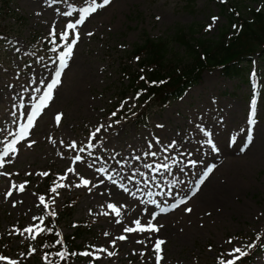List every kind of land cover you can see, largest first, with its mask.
<instances>
[{"label": "rangeland", "instance_id": "374dc122", "mask_svg": "<svg viewBox=\"0 0 264 264\" xmlns=\"http://www.w3.org/2000/svg\"><path fill=\"white\" fill-rule=\"evenodd\" d=\"M6 1L10 13L0 22L9 35L0 41V153L16 139L19 127L27 122L25 112H31L32 106L44 95L47 83L54 78L63 45L71 42L76 33L79 40L73 46L67 67L61 70V83L53 89L51 100L34 119L29 135L15 145V153L4 157L0 172L9 175H0V255L17 264H25L23 244L40 228L46 209V202L41 203L35 188L48 180L52 182L53 175L64 185L52 196L55 209L58 211L65 199L78 195L73 220L80 221L88 216L96 220L92 232L83 238L92 255L84 256L76 264H156L153 250L156 239L166 242L161 246L163 259L160 264L226 262L238 255L232 253L236 247L251 251L252 247H247L248 237L264 231L263 58L257 59L263 80L255 82L254 79L251 84L254 89L261 90L263 115L253 146L242 156L224 148L220 156H225L227 161L215 167L198 189L195 183L214 162L195 173L188 170L194 174L185 176L180 170L187 165L181 160L191 153L187 162H200L198 144H192L190 152L180 148L179 153L174 148L162 146L176 143L179 130L175 127L185 124V119L177 117V113L187 111V104L192 101L195 106L202 105V109L209 104L229 102L239 115L252 101L243 102L240 96L234 100L223 98L220 93L239 88L240 92L234 95L243 93L246 97L248 88L224 82L218 73H204L200 85L188 90L180 99L183 102H175L170 108H153L146 114L147 119L139 123L124 115L128 109L133 111L136 107L131 93L124 94L126 83L121 80L119 65L138 64L139 59L131 54L133 46L145 38L158 39L170 42L171 52L182 56L184 50L174 41L175 28L194 40L214 37L215 40L218 29L227 23L217 5L221 0H112L109 6L90 13L75 30L67 29L68 41L60 40L59 34L66 30L68 23L79 19L80 10L89 7L91 0ZM226 1L237 3L239 8L243 5L253 10L260 8L264 13V0ZM96 2L99 4L103 0ZM66 12L72 15H64ZM212 17H218L214 24ZM210 24L213 27L207 30ZM202 25L207 33L200 32ZM189 28L194 36L188 33ZM53 29L56 35L50 36ZM141 109L142 106H138L137 110L143 113ZM114 112L116 116H112ZM58 114L61 116L59 122L56 120ZM236 120L240 124V118ZM146 121L147 124L142 125ZM227 125V131L237 127L232 119ZM100 126H103L101 132L92 137ZM194 132L192 128L185 136ZM241 134L237 132L236 135ZM73 142L75 148L71 147ZM89 143L93 147H87ZM151 152L156 155H146ZM76 155L81 156L80 161L75 160ZM159 156L165 157L164 163L169 162L166 159L177 158L178 167L169 171L174 166L171 163L169 169L157 168L161 172L169 171L165 184L157 189L152 179L155 178L154 168L163 161ZM220 179L223 182H219ZM82 180L90 183L83 186ZM13 184L16 188H12ZM20 184H24V191H19ZM8 190L13 194L5 199ZM178 192L187 203L173 209V213L161 212V208H167L163 207L164 202ZM109 204L119 208V216L108 208ZM185 208L192 211L186 212ZM135 220H140L144 226L151 220L153 225L162 227L155 233L125 232V227L135 228ZM15 224L20 227L18 231L12 226ZM28 227L33 229L32 233L23 231ZM62 233H71L70 227L63 226ZM121 235L126 239L118 240ZM229 240L232 242L228 243ZM261 246L264 249V235L260 249ZM108 252L115 255L109 256ZM0 264H7V261H0ZM253 264H264V250L254 257Z\"/></svg>", "mask_w": 264, "mask_h": 264}, {"label": "trees", "instance_id": "16d2710c", "mask_svg": "<svg viewBox=\"0 0 264 264\" xmlns=\"http://www.w3.org/2000/svg\"><path fill=\"white\" fill-rule=\"evenodd\" d=\"M228 4L229 10L224 5L219 6L221 14L226 16L227 23L219 29L215 40V37L194 40L175 28L173 37L175 43L184 50L182 56L172 53L170 42L167 41L145 38L143 43L133 46L131 54L139 58L136 64L138 71L125 64L120 70L128 80L129 88L133 91L140 90L143 104L144 101L159 106L167 104L171 97L176 94L181 96L186 88L198 85L200 74L204 70L219 68L221 75L230 81L248 82L250 67L248 58L258 54L264 60V13L245 5L239 8L237 3L231 5L229 2ZM232 24L237 27L231 31L229 28ZM188 33L195 34L190 31V28ZM228 35L230 37L227 40ZM141 53H143L142 58H140ZM69 203L70 201L63 206L58 220L53 221L55 227L72 215L74 206ZM84 231L83 226H77L73 234L69 236L72 238L70 242L59 240V246L62 244L66 249L63 252L60 247L57 248L53 238V227L48 224L42 234L46 242V248H44L46 253L50 255V251H53L59 258L63 256L62 261L70 260L72 253L78 249L73 242Z\"/></svg>", "mask_w": 264, "mask_h": 264}, {"label": "snow or ice", "instance_id": "6c2138e0", "mask_svg": "<svg viewBox=\"0 0 264 264\" xmlns=\"http://www.w3.org/2000/svg\"><path fill=\"white\" fill-rule=\"evenodd\" d=\"M112 0H103L102 3H97L96 0H91V3L89 5V7L87 8H82L80 10V14H79V19H77L75 21V23H68L66 25V30L62 31L60 34H59V39L62 40V41H68L69 39V32L67 31V29H72V30H75L77 28L78 25H81L84 23L85 21V18L90 14V13H94L97 11L98 8H104L106 6H109L111 4ZM221 2H225V0H221ZM257 11H260V8H257ZM64 15L66 16H71L72 13L70 12H66L64 13ZM218 20V17H212V21H213V24ZM213 27L212 24H210L208 26V29L207 30H211ZM237 26L236 25H233V28H236ZM56 35V32L55 30H51L50 31V36H55ZM88 35H91V33H88ZM79 40V34L76 33L75 35V38H73L71 40V42H68V43H65L63 45V51L60 53L58 59L60 61V65H59V68L55 71V76L54 78H51V82L50 83H47V89L46 91L44 92V95L42 97H39L38 99V103H36L35 105L32 106V110L31 112H25V115L27 117V122L23 125H21L19 127V130H18V133L16 135V139L14 141H12L10 144L7 145V147L3 150L2 153H0V168H3L4 167V157H7L9 155V153H15L16 152V147L15 145L17 143H19L21 140L25 139L28 135H29V129H31L33 127V122H34V119L40 114V110L42 108H44L47 104V102L49 100H51L52 98V93H53V89L61 83L60 81V75H61V70H63L65 67H67V61L68 59L72 56V53H73V46L77 44ZM53 43H55V41H53ZM55 49H53L54 51ZM17 51H19V49H17ZM137 60L139 59L138 57L136 58ZM141 79H144V77H141ZM41 83H43V81H41ZM37 91L39 92L40 89H37ZM139 95V93L137 94ZM254 106H255V100H253V114H254ZM15 115V114H13ZM112 116H116V113H112ZM61 119V116L60 114H58L56 116V120L59 122V120ZM118 122V121H117ZM252 119L250 118L249 120V123H252ZM103 126H100V127H97L95 129V131L92 133V137H95L97 133H100L101 132V128ZM109 127H111V125H109ZM201 131H203V129H201ZM206 135H209L208 133H206ZM233 142H235V137L232 138ZM34 143L31 142L29 143V147H31V144ZM207 143L209 145L212 146V150L213 151H218V149L215 147L213 141L211 138H209L207 140ZM175 142L173 141L172 144L168 145V148H172L174 146ZM72 148H75L76 147V144L75 142H73V144L71 145ZM87 147H93V145L91 143H89V145ZM149 147H151V145H149ZM81 151H84V149L82 148ZM165 151H167V149H165ZM153 155L155 156L156 153L155 152H151V153H146V155ZM137 159H139V157H136ZM75 160L76 161H80L81 160V156L80 155H76L75 157ZM10 162V161H9ZM176 161L174 160V163ZM191 164H195L196 162L195 161H190ZM147 166V165H146ZM158 167H163L164 169H169V165L168 164H163V165H158ZM213 168H214V165L213 166H209L206 168V170L201 174L200 176V179L195 183V187L198 189L200 184H203L204 183V180L208 177V175L213 171ZM69 172L72 171L71 168L68 169ZM99 171H105L104 169H99ZM0 175H9L8 173L6 172H0ZM42 175H45L47 176L48 173H42ZM61 180L64 179V177H60ZM90 182L88 180H82V185L83 186H87ZM64 185H56V187L52 188L51 191L52 192H56V188L57 187H63ZM78 187L81 186V185H77ZM12 188H16V185L13 184L12 185ZM127 190V189H125ZM19 191H24V184H20L19 185ZM13 194L12 190H8L6 195H5V199H7L8 197H10L11 195ZM193 195H195V192H193ZM40 201L41 203H44V197L41 196L40 198ZM151 203L155 204L156 201H151ZM187 203V200L186 199H179L176 203L172 204L170 208H161L160 211L161 212H165V211H170L172 208H176V207H179L180 205H184ZM15 206V205H13ZM45 207H47V205H45ZM108 208L112 209L116 215H120V210L119 208H117L115 205L113 204H109L108 205ZM186 212H191L192 209L191 208H185L184 209ZM51 215H55V212H51L50 213ZM105 215H107V213H105ZM156 217L155 215L152 216V220H154ZM43 218L41 217V220ZM119 222V221H117ZM135 223V228L133 227H125L124 228V231L127 232V233H132V232H135V231H140V232H145V231H149V232H158L159 231V228L162 227V225H160L159 227L155 226L152 224V221L149 220L147 225L144 226L141 224V221L140 220H135L134 221ZM24 232H27V233H32L33 232V229L31 227H28V228H25L23 230ZM41 231H43V229H41ZM107 235V233L105 234ZM32 239H36V236L35 235H32L31 236ZM118 240H125L126 237L121 235L119 237H117ZM138 243H143V241H137ZM232 241L229 240L228 243H231ZM115 243V241H113V244ZM166 242L163 240V239H156L155 242H154V246H153V250L154 252L156 253V257H155V261H156V264H160L161 260L163 259L162 255L160 254L162 252V245H164ZM247 247H252L251 244H249ZM34 251V250H33ZM97 251L99 252H103V251H106V249H97ZM232 253H236L238 254L237 256L234 257V259L232 260H227L226 262L225 261H221L220 264H235V261L236 260H239L241 257H244L247 253L245 251H243L240 247H236L232 250ZM109 256H112V255H115V253L113 252H108L107 253ZM59 255V254H58ZM72 255H76V253H72ZM80 255H83V256H91L92 253L90 252H82L80 253ZM141 256L144 255L143 252L140 253ZM231 255V253H230ZM61 258H63V256H61ZM97 259L99 257H96ZM0 261H7V264H17V261L15 260H11V259H8V257L6 256H3V255H0Z\"/></svg>", "mask_w": 264, "mask_h": 264}]
</instances>
